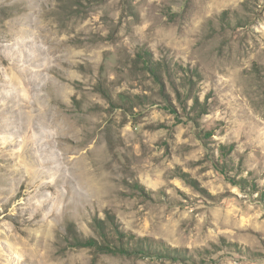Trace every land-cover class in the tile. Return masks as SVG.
<instances>
[{
  "label": "rangeland",
  "instance_id": "1",
  "mask_svg": "<svg viewBox=\"0 0 264 264\" xmlns=\"http://www.w3.org/2000/svg\"><path fill=\"white\" fill-rule=\"evenodd\" d=\"M0 264H264V0H0Z\"/></svg>",
  "mask_w": 264,
  "mask_h": 264
},
{
  "label": "trees",
  "instance_id": "2",
  "mask_svg": "<svg viewBox=\"0 0 264 264\" xmlns=\"http://www.w3.org/2000/svg\"><path fill=\"white\" fill-rule=\"evenodd\" d=\"M227 12H224L222 16H224ZM139 55L141 56V61L144 63L145 69L150 72L153 77L157 78L160 77L163 65L159 64L157 62H153L150 57V53L147 49L141 48L139 50ZM184 69V68H182ZM188 72H193L197 76L199 75L197 71L191 70L190 68H185ZM117 232V231H116ZM75 246H82V247H90L94 249L95 252H106L107 250L114 249L115 251L121 252V253H128L129 249L132 250H144L145 248H148L149 245L142 239V238H136L132 234H128L126 232H118L117 233V239L119 244L114 239H107L105 236V240L100 243L97 242L94 238H89L86 240H81L80 238H74ZM132 240H135L133 243H131ZM110 246H113V248H110ZM162 252V250L154 251V253Z\"/></svg>",
  "mask_w": 264,
  "mask_h": 264
},
{
  "label": "bare ground",
  "instance_id": "3",
  "mask_svg": "<svg viewBox=\"0 0 264 264\" xmlns=\"http://www.w3.org/2000/svg\"><path fill=\"white\" fill-rule=\"evenodd\" d=\"M26 120L28 121L27 123H29V121H30V118L27 116Z\"/></svg>",
  "mask_w": 264,
  "mask_h": 264
}]
</instances>
